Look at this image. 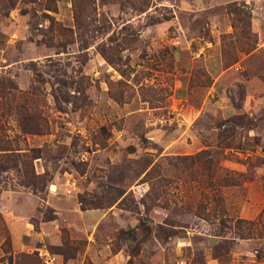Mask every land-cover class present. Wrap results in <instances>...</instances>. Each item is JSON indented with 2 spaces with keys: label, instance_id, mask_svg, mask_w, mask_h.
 I'll use <instances>...</instances> for the list:
<instances>
[{
  "label": "rangeland",
  "instance_id": "rangeland-1",
  "mask_svg": "<svg viewBox=\"0 0 264 264\" xmlns=\"http://www.w3.org/2000/svg\"><path fill=\"white\" fill-rule=\"evenodd\" d=\"M19 188L0 264H264V0H0Z\"/></svg>",
  "mask_w": 264,
  "mask_h": 264
},
{
  "label": "crops",
  "instance_id": "crops-1",
  "mask_svg": "<svg viewBox=\"0 0 264 264\" xmlns=\"http://www.w3.org/2000/svg\"><path fill=\"white\" fill-rule=\"evenodd\" d=\"M33 201H34V195L20 188L0 192V208L4 207L5 209L12 211V214L10 215V217H7V220L8 222L11 221L15 223V225L13 226H8L14 244H16L19 239L18 236H19L20 227L18 226L19 223L18 221L22 218L21 214L25 215L27 212L31 210V205ZM21 227L23 226L21 225Z\"/></svg>",
  "mask_w": 264,
  "mask_h": 264
},
{
  "label": "built area",
  "instance_id": "built-area-1",
  "mask_svg": "<svg viewBox=\"0 0 264 264\" xmlns=\"http://www.w3.org/2000/svg\"><path fill=\"white\" fill-rule=\"evenodd\" d=\"M0 211H1V208H0Z\"/></svg>",
  "mask_w": 264,
  "mask_h": 264
}]
</instances>
